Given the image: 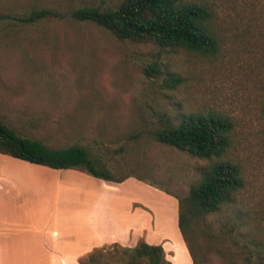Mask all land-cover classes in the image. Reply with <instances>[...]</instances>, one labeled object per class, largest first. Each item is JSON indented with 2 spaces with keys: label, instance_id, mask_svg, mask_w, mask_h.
I'll list each match as a JSON object with an SVG mask.
<instances>
[{
  "label": "rangeland",
  "instance_id": "obj_1",
  "mask_svg": "<svg viewBox=\"0 0 264 264\" xmlns=\"http://www.w3.org/2000/svg\"><path fill=\"white\" fill-rule=\"evenodd\" d=\"M120 1L0 0V123L51 149L80 147L114 177L131 176L114 183L81 174L102 187L103 222L111 219L102 225L104 235L124 223L133 201L144 216L135 219L138 234L130 244L159 245L171 264L192 262L173 232L166 199L184 197L212 164L235 165L242 187L192 227L189 244L195 264H264V0H182L210 14L215 46L206 54L118 40L68 15L84 7L112 10ZM42 9L61 18L21 22ZM171 77L178 80L173 87ZM188 114L226 120L227 146L219 157L199 159L153 141V131L175 127ZM22 162L24 172L34 171L24 177L28 186L34 182V224L41 226L43 209L56 202V223L66 222L68 237L77 236L75 217L60 214L78 203L68 188H79L81 177ZM164 210L172 236L159 239L154 221Z\"/></svg>",
  "mask_w": 264,
  "mask_h": 264
},
{
  "label": "trees",
  "instance_id": "obj_2",
  "mask_svg": "<svg viewBox=\"0 0 264 264\" xmlns=\"http://www.w3.org/2000/svg\"><path fill=\"white\" fill-rule=\"evenodd\" d=\"M68 15L74 21L89 22L118 40L151 43L161 49H181L200 54L213 52L215 46L208 10L192 2L121 0L112 10L84 7L72 10ZM60 18L58 12L42 9L31 12L21 22L32 24L41 19ZM168 82L173 87L178 80L171 77ZM227 134L228 124L220 116L192 114L182 116L175 127L165 126L151 133L156 143L199 159L219 157L227 146ZM0 154L52 170H75L114 183L131 177H114L105 167L95 164L80 147L51 149L38 140L20 137L2 123ZM241 187L238 168L228 162H217L203 171L199 181L188 189L184 197L173 196L176 199V227L192 264H195V256L188 239L192 227L206 215L229 204ZM78 264L171 263L165 259L161 246L138 241L132 247L112 244L108 248L94 249L80 257Z\"/></svg>",
  "mask_w": 264,
  "mask_h": 264
},
{
  "label": "crops",
  "instance_id": "obj_3",
  "mask_svg": "<svg viewBox=\"0 0 264 264\" xmlns=\"http://www.w3.org/2000/svg\"><path fill=\"white\" fill-rule=\"evenodd\" d=\"M22 164V160L0 154V264H78L80 257L103 245L118 243L122 247L132 246L129 241L130 239L133 241L138 234V231H133L135 230V219L142 218L144 214L134 210L131 205L133 201H131V204L127 206L128 218L124 223L117 224L115 229H112L111 225L104 235L101 211L103 197L99 195L102 187L93 186L92 183L95 180L81 176L82 173L75 170L72 174L81 177L82 185L75 189L68 188V190H73L78 195V203L72 205L74 207L71 208V212L62 209L60 217H64L63 219L67 217L66 219L70 220L75 217L78 226L77 236L68 237L71 229L66 222L60 225L56 223H61L58 221L60 218H56L59 215L56 202H52V206L47 203L49 207L43 209L41 226L34 224V193L32 192L34 182L31 187L24 183V177L27 175L34 177V171L24 172ZM57 188L52 190L53 197L58 191ZM26 191L29 192V196ZM159 193L162 192H156V194ZM166 200H168L169 207L173 209L175 217L173 232L180 240L177 227H175L176 201L170 198ZM65 201H61L59 205H65ZM165 210L162 212V218L154 221L153 235L159 239L165 235L172 236L170 228L163 223ZM130 215L132 216L131 222L129 221ZM110 220L104 223L108 227ZM118 233H121L122 237L118 236Z\"/></svg>",
  "mask_w": 264,
  "mask_h": 264
}]
</instances>
